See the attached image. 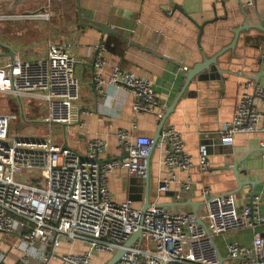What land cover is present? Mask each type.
Masks as SVG:
<instances>
[{
    "label": "built area",
    "instance_id": "1",
    "mask_svg": "<svg viewBox=\"0 0 264 264\" xmlns=\"http://www.w3.org/2000/svg\"><path fill=\"white\" fill-rule=\"evenodd\" d=\"M21 1L25 0H0V22L49 21L52 9L67 2L45 0L44 8L27 13L1 7L4 2ZM7 48L4 46L5 54ZM92 49L96 70L92 85L101 93L98 71L103 66L105 42ZM4 58L6 63L0 67V96H6L7 102L18 101L23 122L27 120L29 103H39L44 108L42 121L47 125L72 123V108L80 89L72 56L50 44L45 56L39 59L24 61L15 54L12 59ZM109 81L132 95L133 113L161 118L163 108L149 80L116 67ZM254 94L264 100L263 90L257 89ZM16 118L12 111L0 112V236L16 237L17 248L24 256L14 264H32L31 257L36 264H47L53 259L61 264H92L95 254L114 255L121 249L124 253L115 264H220L214 236L251 230L264 223L263 215L254 205L257 197L250 200L251 205L238 210L232 196L211 195L208 186L199 189L203 210L199 219L205 223L209 235L192 211L150 204L142 212L129 201L114 202L108 189V175L116 169H125L130 177L144 178L146 157L153 146L151 138L133 135L134 129H120L116 140L123 156L100 161L105 148L103 141H89L85 154L79 155L58 145L51 132L42 137L11 134L10 122ZM243 134H264V113L254 105L248 85H242L237 95L232 118L220 133L221 144L231 147L235 137ZM154 148L162 151L167 172L158 188L160 193L169 190L176 179L175 172L188 173L194 166L201 173L208 169L206 146H199L194 159L186 152L182 135L173 126H163ZM28 172L35 175L28 177ZM179 187L181 194L189 192V178L181 181ZM138 231L139 239L125 247ZM64 241L71 246L79 243L84 250L57 256L55 250ZM226 250L230 260L264 264V234H255L250 247L229 244ZM2 258L0 250V264Z\"/></svg>",
    "mask_w": 264,
    "mask_h": 264
},
{
    "label": "crops",
    "instance_id": "2",
    "mask_svg": "<svg viewBox=\"0 0 264 264\" xmlns=\"http://www.w3.org/2000/svg\"><path fill=\"white\" fill-rule=\"evenodd\" d=\"M63 7L49 23L39 20L43 22L41 30L47 34L42 41L38 40L41 50L35 55L31 53L33 56L28 57L25 53L20 58L22 52H17L13 46L17 42L5 44L24 61L44 57L50 44L63 48L75 59L79 98L72 108V123L64 128L58 125V145H66L84 155L87 143L99 139L105 145L99 159L107 161L123 156L116 140L118 130L134 129L133 135L152 140L157 136L159 116L133 113L132 95L110 83L111 72L117 67L149 80L163 113L175 104L164 126H173L181 133L185 150L194 159L199 146L205 145L209 163L205 173L196 166L188 173L175 172L176 179L169 190L160 193L158 188L167 172L162 163V151L154 148L148 178L130 177L125 169H116L108 175L112 200L117 203L129 201L134 209L142 210L147 198L149 205L187 212L192 210L181 199L201 203L199 189L208 186L211 195L232 196L238 210L257 197L254 205L264 217V152H255L264 151V137L237 135L231 147L221 145L220 141V133L232 118L242 85H248L254 105L264 113V100L254 94L257 89L264 91V72L258 77L259 70L253 64V56L258 54L253 46L263 38L261 33L256 30L240 32L234 50L217 60L222 71L220 79L199 82L195 78L181 95L187 71L203 58L210 59L230 45L234 39L233 31L244 25L257 27L264 24V0H67ZM27 12L30 11L23 13ZM56 16L58 21H54ZM200 26H203L201 35ZM107 27L118 35L99 32ZM108 36L118 40H115L117 47L115 51L106 49L102 55L103 66L98 71L101 93H97L92 85L96 75L92 48L110 40ZM31 43L38 45L34 41ZM254 77L257 82L246 81ZM5 97L0 96V112H14L17 115L15 121H21L20 128L27 123L37 125V129L47 127L42 121L44 108L39 103L28 102L27 120L23 122L18 101L7 102ZM133 123L135 128H132ZM34 136L42 137L40 134ZM235 163H239L238 171L246 173L239 176V181L250 183L238 189L232 172L224 169L225 165ZM186 177L190 181V191L181 194L179 183ZM236 189L235 194H229ZM197 216H203L201 206ZM255 234H264V223L251 230L214 236L220 264H241L240 260L227 257V245L250 247ZM71 247L64 241L55 253L57 256L67 253L72 251ZM0 250L1 264H14L24 256L17 248L15 236H0ZM30 261L32 264L37 262L33 257ZM47 264L61 263L53 259Z\"/></svg>",
    "mask_w": 264,
    "mask_h": 264
},
{
    "label": "rangeland",
    "instance_id": "3",
    "mask_svg": "<svg viewBox=\"0 0 264 264\" xmlns=\"http://www.w3.org/2000/svg\"><path fill=\"white\" fill-rule=\"evenodd\" d=\"M28 4L25 6L24 4ZM45 0H25L21 1L19 3H13V2H4L1 4L2 8H6L7 11H11L14 13L17 12H26V11H37L41 8L45 7ZM24 5V6H23ZM59 6L54 7L52 9L51 17L48 23L53 20L54 15H58V9H64L63 5L58 4ZM23 6V7H22ZM54 21H58V16L54 17ZM43 22L32 19L27 21H9V22H0V67H3L6 63L5 58L3 55L5 54L4 46L6 43L9 42H17V44L13 43V46L16 48L17 52H22V55L20 58L24 56L25 53H27L28 57H31L37 53L38 50H41L39 41H42L44 37L46 36L47 32L42 29L40 25ZM48 38V37H47ZM31 41H34L38 43V45H34L31 43ZM26 42V43H24ZM29 44V45H28ZM31 53L33 55H31ZM29 110V108H28ZM21 122V121H20ZM18 121H11L10 122V133L16 134L17 132L25 133L24 135L34 136L37 134H40V136L46 135L48 132H51V135L53 136V139L58 143V125L52 124L47 125L45 129H37V125L32 124H24L22 128L19 127L21 124ZM36 128V129H34ZM43 134V135H41ZM28 177L34 176L35 172H28ZM20 181V179H17ZM27 184H31L30 180L26 181ZM72 252L74 251H83V246L79 243H73L72 244ZM113 255H107V254H95V256L92 258L93 263L92 264H107L109 260L112 258Z\"/></svg>",
    "mask_w": 264,
    "mask_h": 264
},
{
    "label": "water",
    "instance_id": "4",
    "mask_svg": "<svg viewBox=\"0 0 264 264\" xmlns=\"http://www.w3.org/2000/svg\"><path fill=\"white\" fill-rule=\"evenodd\" d=\"M6 1V0H4ZM202 27H199V31H200V35L202 33ZM250 30H256L259 33H261L262 35V39L258 40V45L253 46V49L258 53L256 57L253 56V64L254 66H256L258 68V73H256V75H258V77H260L262 75V73L264 72V24H260L257 27H251L248 25H244L241 28L236 29L235 31H233L234 33V39L231 42L230 45H228L227 47H225L224 49H222L220 52H218L214 57L210 58V59H206L203 58L202 62L194 65L191 69H189L187 71V76H186V81L184 84V88L183 91L181 93V95L183 94V92L185 91V89L188 87V85L191 83V81L193 79H197V81L199 82H204L207 80H219L220 79V75H222V71L219 69V67L217 66V60L220 56H222L224 53L228 52V51H233L238 39V35L240 34V32L242 31H250ZM99 32L102 35H118V33L112 29H109L108 27L102 30H99ZM199 42V40H198ZM7 57H9L10 59H12L14 57V52L12 50H10L9 48H7ZM246 81H254L257 82V79L254 78H249ZM174 106L175 104L167 109L166 111H164L163 115L160 118V123H159V127H158V133L157 136L153 139V146L151 147L147 157H146V172H145V178H148V169H149V160H150V156L152 155V151L154 150V144L156 143V141L159 138L160 132L164 126V124L166 123L168 116L173 112L174 110ZM21 118L23 119V115L21 114ZM61 127H66V125H60ZM250 135H257V136H261L262 138L264 137V134H250ZM222 145V144H221ZM63 148H66V145L62 146ZM227 147V146H225ZM255 152H259V153H263L264 151L259 149L256 150ZM239 163H235L234 165H225L224 169H229L233 176H234V180L236 183V187L241 188L244 185H248L250 183H248V181H244V182H240L239 181V176L240 175H245L246 173L244 171H238L237 170V166ZM230 192L229 194L233 195L237 192ZM183 204L190 207L192 212L194 213V215L196 216V220L197 223L205 230L206 234L209 235V231L205 225L204 222H202L199 217L197 216V212L199 207L201 206V203H193L191 201H187V199H181ZM252 204V203H251ZM250 204V205H251ZM149 207V201L146 198L144 207L142 208V212L145 211L147 208ZM140 236V232L138 231L136 234H134L131 239L125 244V247H129L134 241L138 240ZM124 253V250L121 249L119 251H117L112 258L109 260V262L107 264H115L119 258L121 257V255ZM220 261H221V257H220Z\"/></svg>",
    "mask_w": 264,
    "mask_h": 264
},
{
    "label": "trees",
    "instance_id": "5",
    "mask_svg": "<svg viewBox=\"0 0 264 264\" xmlns=\"http://www.w3.org/2000/svg\"><path fill=\"white\" fill-rule=\"evenodd\" d=\"M108 39H110V40L105 42V48L108 49L109 51H115V49L117 47L115 40L116 41H118V40L116 38H113L112 36H108ZM111 40L114 42H111Z\"/></svg>",
    "mask_w": 264,
    "mask_h": 264
}]
</instances>
